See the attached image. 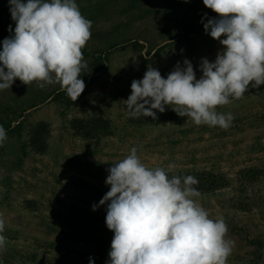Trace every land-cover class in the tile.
<instances>
[{
	"label": "rangeland",
	"instance_id": "1",
	"mask_svg": "<svg viewBox=\"0 0 264 264\" xmlns=\"http://www.w3.org/2000/svg\"><path fill=\"white\" fill-rule=\"evenodd\" d=\"M76 3L92 22L91 38L82 49L87 62L80 77L86 85L82 103L65 108L50 99L43 101L46 93L64 90L59 84L41 89L36 82L25 85L16 79L11 88L0 90V125L10 119L14 128L0 146V213L6 220L2 235L7 238L0 264H89L90 257L94 264H106L97 244L108 256L114 233L106 226V205L95 211L92 205L110 189L105 180L111 163L125 158L133 147L150 168L167 170L174 164L172 173L210 170L224 175L229 184L198 202L210 218L223 216L228 225L235 247L227 264H264V248L256 252L250 244L254 238L264 240V88L217 107L235 117L228 129L197 126L189 117L171 122L175 111L170 106L163 113L153 110L155 120L130 117L124 107L132 81L142 79L149 66L166 78L177 62L183 66L188 59L200 78L202 58L214 62L223 46L200 25L189 27L190 41L177 38L190 22H197L196 16L212 10L203 0ZM9 7V0H0V50L3 40L14 35ZM103 53L107 59L92 75L94 58ZM22 110L24 117L19 119ZM86 119L105 122L107 130L91 140L78 136L74 126ZM39 124L48 132L47 150L27 148L17 165L21 147ZM246 171L256 173V184L244 183ZM240 198L257 202L251 213L231 206L230 199Z\"/></svg>",
	"mask_w": 264,
	"mask_h": 264
},
{
	"label": "clouds",
	"instance_id": "2",
	"mask_svg": "<svg viewBox=\"0 0 264 264\" xmlns=\"http://www.w3.org/2000/svg\"><path fill=\"white\" fill-rule=\"evenodd\" d=\"M203 4L217 14L206 23L202 18L204 30L223 49L214 62L202 58L199 79L188 59L183 66L177 62L166 78L149 66L142 79L132 81L124 100L130 117L155 120L156 111L170 106L197 126L228 129L235 117L217 107L241 99L250 84L264 85V0ZM9 5L15 29L0 50V90L11 88L16 79L25 85L36 82L41 89L59 84L76 101L86 87L80 78L87 67L82 49L91 38L92 22L76 0H9ZM6 139L0 125V146ZM174 168L146 166L136 147L111 163L105 180L110 189L92 205L93 211L106 205V226L114 233L106 264H227L235 241L228 238L224 217L210 218L197 199L198 179L170 178ZM5 226L0 213V251L7 244ZM89 264H94L91 257Z\"/></svg>",
	"mask_w": 264,
	"mask_h": 264
},
{
	"label": "trees",
	"instance_id": "3",
	"mask_svg": "<svg viewBox=\"0 0 264 264\" xmlns=\"http://www.w3.org/2000/svg\"><path fill=\"white\" fill-rule=\"evenodd\" d=\"M209 18H217V14L214 13L213 11H210L207 13L206 16L204 15H198L196 16L197 18V22H190L186 32L184 34H182L181 37L177 38V42L179 41H185L188 42L190 41V33L191 30H189V27H195V26H203V23H201V20L203 18L204 23L207 22V19ZM13 22V26H15V22L12 20ZM175 43V41L171 42V43H167L165 45H163L162 47L158 48L155 52L154 55L158 54V52L163 49L166 45L169 44H173ZM107 53H103L98 55L97 57L94 58L93 64H91L92 66V75H97L102 67H103V62L107 59ZM264 85L259 86L258 88L253 87L252 84L249 85L248 90L244 93V95H250L251 93H256L259 90L263 89ZM86 89L84 90V92L78 97V99L76 101H72L68 95L66 94L65 90H60V91H53V92H48L45 94V97L43 99V101H47L50 99V101L56 102L58 104H62L65 108H70L72 106H74L76 103H82L81 98L83 97V95H85ZM23 111L22 110L20 113H18V118H23ZM180 118H182L181 116H178L176 114V112L171 113V122L172 121H176L179 120ZM11 120L8 119V121L3 124L4 129L6 130V132L8 131H12L14 130V128H11L10 126ZM20 122L17 124V129L20 130ZM78 136L86 139V140H91L93 139V137H95V135L99 134V132H103L105 130H107V124L105 122H101L99 123L98 120H94V119H86L80 122H78L77 126H74ZM47 131L45 129V125L44 124H39L36 125L34 130H33V134L32 136L28 139L26 144H23V146L21 147V155L19 156L18 160L16 161V164H20L21 161H23L24 157L26 156V149L30 148L33 151H36L37 153H44L47 150V139H48V135H47ZM176 175V176H180V177H184L187 175H191L194 176L195 178L198 179L199 183L197 185H195L194 187H196L198 189V191L201 193L200 197H206L208 195H210L211 193H215L216 189L219 188L220 186L224 185H228L229 183L227 182L226 178L224 177V175L221 174H214L212 172H210V170H202V171H179V172H175V173H169V177L171 178V176ZM258 175V174H257ZM242 180L244 181V183H257L258 182V177L256 176V173H254L253 171H246V173L244 174V176H242ZM254 201V200H253ZM253 201H251V199L248 198H240V199H230V204L231 206L236 209V210H240V212L242 213H251L254 209V203ZM257 205V204H256ZM250 244L251 246H254L255 251H262L264 248V240L261 238H254L252 240H250ZM97 251L100 255V258L103 260H108V256L106 255L104 248L101 244H97Z\"/></svg>",
	"mask_w": 264,
	"mask_h": 264
}]
</instances>
